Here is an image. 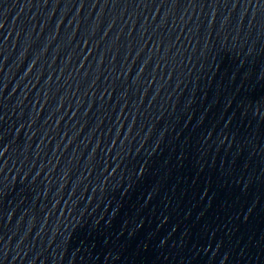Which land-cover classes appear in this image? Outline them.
<instances>
[{"label": "water", "instance_id": "water-1", "mask_svg": "<svg viewBox=\"0 0 264 264\" xmlns=\"http://www.w3.org/2000/svg\"><path fill=\"white\" fill-rule=\"evenodd\" d=\"M0 235L264 264V0H0Z\"/></svg>", "mask_w": 264, "mask_h": 264}]
</instances>
